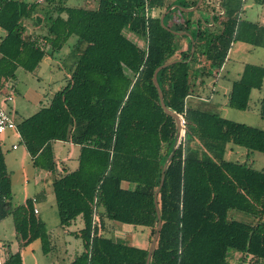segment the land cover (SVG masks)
<instances>
[{"label":"trees","instance_id":"1","mask_svg":"<svg viewBox=\"0 0 264 264\" xmlns=\"http://www.w3.org/2000/svg\"><path fill=\"white\" fill-rule=\"evenodd\" d=\"M197 1L97 0L96 7L87 8L42 0L51 7L39 16L37 1L0 0V96L17 67L33 72L46 55L77 37L64 86L16 123L33 164L53 175L60 225L77 217L83 221V250L67 264L146 263L158 223L154 193L177 131L152 77L158 66L174 59L180 60L161 68L157 82L166 107L183 121V135L157 196L161 225L149 264H229L234 253L241 255V264H264V169L224 159L228 144L264 154V129L185 102L194 86L193 65L203 58L219 70L234 42L264 47V25L242 18L243 0H207L216 7L211 19L168 24L174 8L182 12L178 6L189 8ZM163 13L167 28L159 20ZM41 23L42 33H27L29 25ZM180 30L195 41L192 55L190 39L189 48L179 51L174 31ZM263 78L264 66L246 63L232 82L228 105L246 110L251 91H262ZM258 113L264 118V91ZM57 140L79 146L75 169L57 171ZM232 211L250 218L242 221ZM9 215L17 249L7 246L1 264H23L21 250L36 239L44 254L52 252V238L32 200L12 205L0 150V221ZM105 220L147 227L148 244L139 247L104 235Z\"/></svg>","mask_w":264,"mask_h":264},{"label":"rangeland","instance_id":"2","mask_svg":"<svg viewBox=\"0 0 264 264\" xmlns=\"http://www.w3.org/2000/svg\"><path fill=\"white\" fill-rule=\"evenodd\" d=\"M26 1L33 2L38 0ZM96 2L97 0H63V3L68 6H83L87 8L96 7ZM212 7L215 6L212 4L207 5V0H204L197 10L180 12L177 8H174L166 21L168 24H174V22L181 23V19L190 18L194 20L196 19L195 12L204 18H209ZM242 8L244 10L241 14L242 18L258 21L264 15V0H243ZM153 13L158 14L155 11ZM175 18H177V22ZM262 21L264 20L262 19ZM0 33L2 34L3 31L0 30ZM128 36L131 35L129 34ZM76 40L77 37L75 35L70 36L59 51L46 55L33 72H28L20 66L17 67L15 78L8 81L4 93L0 96V105L15 123L22 118L30 116L41 106L47 104L54 92L64 86L73 61V57L68 54ZM139 44L144 46L143 40H139ZM244 46H249L248 48H251V52H246L243 49ZM261 51L263 52L264 50L260 47L234 42L229 51L224 70L214 69L208 63H205L202 70H206L207 74L201 75L197 68L194 65L192 66L193 83L199 86L197 81L202 79L203 84L200 90L207 95H209L211 88L217 87L216 89L219 92L217 93L218 95L214 94V99H217L218 103H224L223 110L210 108V105L203 108V110L217 113L226 119L264 129V118L260 117L255 110L257 89L250 96V106L247 111L234 109L226 104L225 99L223 100L222 90H220V86L229 84L237 77V71L241 69L243 63H256V58L261 55ZM215 71H218L220 76L218 80L213 74ZM247 116H250V118H247ZM13 143L17 146L16 149L12 148ZM0 150L4 156L11 183V202L14 207L23 205L27 198H33L32 196L41 191L45 194L43 200L34 202L39 209V214H36V217L45 221L54 248L52 252L44 254L41 250L39 239L30 242L21 250L23 264H67L83 250V241L79 233L80 229L83 228L82 219L77 217L65 228L60 225L51 188L52 175H48V179L42 178L45 169L43 170L33 164L26 148L19 142V136L15 129L2 133L0 136ZM53 151L59 171H62V167L65 171L73 170L77 167L79 155V146L77 144L57 140L53 142ZM224 159L246 163L258 170L264 169V154L248 150L242 146L228 144L225 148ZM231 213L241 218L242 221L250 218L247 214L239 211H232ZM103 234L110 236L116 241L139 247H145L148 244V228L145 226L127 225L105 220ZM1 244L5 247L9 246L13 250L17 249L12 215L0 221ZM240 261L241 255L236 253L229 264H241Z\"/></svg>","mask_w":264,"mask_h":264},{"label":"crops","instance_id":"3","mask_svg":"<svg viewBox=\"0 0 264 264\" xmlns=\"http://www.w3.org/2000/svg\"><path fill=\"white\" fill-rule=\"evenodd\" d=\"M42 0H38L37 2L39 3V5H38V7H37V13H38V15L39 16H41V15H43L44 13H46L47 11H48V9L51 7V5H45V4H43L42 2H41ZM189 1V0H188ZM197 9V8H196ZM155 12H159V10L157 9V10H155ZM243 12H244V10H243ZM196 14V19H198V18H200L201 20H203V19H211V15L213 14L211 11H210V16H209V18H204V17H202V16H200L199 14H197V12H195ZM262 19L264 20V15H263V17H260L259 18V20L258 21H253V22H258V23H260V24H263L264 25V21H262ZM248 20V19H247ZM249 21H252V20H249ZM181 23H182V19H181ZM181 23H179V25L178 26H181ZM210 24H212V22L210 23ZM43 28H44V26H43V24L41 23V24H37V25H29L28 26V28H27V33H33V34H39V33H42L43 32ZM0 30H2L1 28H0ZM3 31V30H2ZM178 32H184V33H189V32H186V31H183V30H180V31H178ZM4 34V31H3V33L1 34L0 33V38H1V36ZM190 34V33H189ZM179 36V38L177 39V41H178V43H179V51H185V50H187L188 48H189V37L187 36V35H185V34H180V35H178ZM133 41H135L138 45H140L139 44V40L140 39H137V38H135L134 36H129ZM243 43V42H242ZM246 44V43H245ZM141 46V45H140ZM249 46H244V50L246 51V52H251V48H248ZM260 48H262L263 50H264V47H260ZM230 51V50H229ZM261 53V55H259V56H257V58H256V60H257V62L255 63V62H251V64H256V65H261V66H264V51L262 52H260ZM229 54V53H228ZM227 58H228V56H227ZM206 62L204 61V59L202 58L201 59V61L199 62V63H196L195 64V67L197 68V70L200 72V74L202 73V68H203V64H205ZM225 63H226V61H225ZM223 64V66L219 69L220 71L221 70H224L225 69V66H226V64ZM246 63H250V62H245V63H243V65L241 66V69L239 70V71H237V77L235 78V79H233L231 82H229V84H225V86H220V90H222V95H223V100L225 99V102H226V104H228V94H229V92H230V89H231V86H232V82L234 81V80H236V79H238L239 78V76H240V74H241V72H242V69H243V67H244V65L246 64ZM215 72H217V75L215 76L216 78H217V80L220 78V76H219V74H218V71H215ZM214 72V73H215ZM213 73V74H214ZM203 82V80L202 79H198V81H197V83H199V86H197V84L195 85L194 84V86H193V88H192V92H191V94L186 98V105L187 106H190V107H194V108H199V109H201V110H203V108H205V107H207L208 105H210V108H217V109H220V110H223V104H221V103H218V100L217 99H214V94L216 93V95H218L217 93L219 92V91H217V87H213V88H211V90H210V92H209V95H207V94H204V92L203 91H201L200 90V88H201V86H202V83ZM255 89H253L252 91H251V94L253 93V91H254ZM262 91H264V78H263V84H262ZM262 91L261 90H258V94H257V97H256V102H257V105L255 106V110L257 111V113H258V107H259V101H260V98H261V96H262ZM251 94H250V96H251ZM250 106V105H249ZM249 106H248V108H249ZM247 108V109H248ZM247 109L246 110H243V111H247ZM258 115H259V113H258ZM261 117V116H260ZM247 118H250V116H247ZM263 118V117H262ZM249 125V124H248ZM14 145V143L12 144V146ZM13 148V147H12ZM16 148H17V146H16ZM16 148H13V149H16ZM56 168H57V164H56ZM44 170V169H43ZM57 171H59L58 169H57ZM62 171H65V169L62 167ZM59 172H61V171H59ZM43 176H42V178H47L48 179V175H52V173L50 172V171H48V170H44V172H43V174H42ZM52 178H53V175H52ZM51 182H52V179H51ZM45 194L43 193V191H41L40 193H38V194H36V195H34V196H32L33 198H35V201L34 202H36L37 200H43L44 198H45V196H44ZM27 199H31L32 200V198L30 197V198H27ZM26 199V200H27ZM34 202H33V205H34V208H36L37 209V212L35 213V215L36 214H39V209L35 206V204H34ZM98 217L97 216H95V223H97V221H98V219H97ZM42 220V219H41ZM43 221V220H42ZM44 223H45V221H43ZM98 224V223H97ZM45 226H46V224H45ZM67 227V226H66ZM65 228V227H64ZM110 237V236H109ZM116 241V240H115ZM6 249V247L5 246H3V244H1L0 245V264H1V261H2V259H3V253H4V250ZM11 249V251H15V250H13L12 248H10ZM235 254L236 253H234V254H232V256L229 258V262L231 261V259H233L234 257H235ZM22 263H23V260H22ZM246 264V263H245Z\"/></svg>","mask_w":264,"mask_h":264},{"label":"water","instance_id":"4","mask_svg":"<svg viewBox=\"0 0 264 264\" xmlns=\"http://www.w3.org/2000/svg\"><path fill=\"white\" fill-rule=\"evenodd\" d=\"M201 2H202V0H198L194 6L189 7V8H183V7H181V6H178V8H179L181 11H185V12L193 11V10H195V9L200 5ZM173 6H174V5H173ZM173 6H171L166 12H168ZM166 12H165V13H166ZM165 13H163V14L160 16V18H159L160 23H161L163 26H165L164 23H163V18H164ZM165 27H166V26H165ZM166 28H167V27H166ZM174 32H175L176 34H178V35H180V34H185V35H187V36L189 37V39H190V41H191L190 54L192 55V53H193V51H194V44H195V41H194L193 37L191 36V34H189V33H184V32H178V31H174ZM179 60H180V59H174V60H170V61H167V62L161 64L160 66H158V67L154 70V72H153V77H152L153 83H154V85H155V87H156V89H157V92H158V96H159V101H160L161 107L163 108V110H164L167 114L171 115V116L176 120V123H177V131H176V137H175V139H174V142H173V145H172L171 152H170L169 156L167 157L166 161H165L164 164H163V167H162V170H161V178H160L159 185H158V187H157V189H156V191H155V193H154V203H155V206H156V212H157V217H158V223H157V227H156V229H155V232H154V234H153V237H152V239H151L150 245H149V247H148L147 257H146V263H145V264H149V261H150V258H151V255H152V252H153V250H154V248H155V245H156V242H157V238H158L159 230H160L161 220H160V213H159V208H158V204H157V196H158V193H159L160 188H161V186H162V184H163V181H164V172H165V168H166V166H167L169 160H170L171 157L173 156V154H174V152H175L177 146L179 145V143H180V141H181V137H182V135H183V121H182V119L180 118L179 115H177L176 113L171 112V110H169V109L166 107V105H165V103H164V99H163L162 91H161V89H160V87H159V84H158V82H157V73H158V71H159L161 68H163V67H165V66H167V65H169V64H172V63H174V62H176V61H179Z\"/></svg>","mask_w":264,"mask_h":264},{"label":"built area","instance_id":"5","mask_svg":"<svg viewBox=\"0 0 264 264\" xmlns=\"http://www.w3.org/2000/svg\"><path fill=\"white\" fill-rule=\"evenodd\" d=\"M10 129H15L17 131V125L13 121V119L9 116V114L6 112V110L0 105V136L2 135V133ZM12 147L16 148V145L14 144ZM34 201L35 198H32V202ZM34 212L35 213L37 212L36 208H34Z\"/></svg>","mask_w":264,"mask_h":264}]
</instances>
